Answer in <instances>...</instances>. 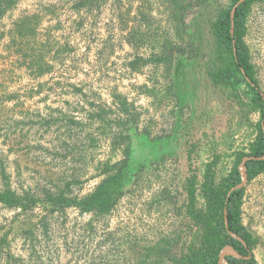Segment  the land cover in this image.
I'll use <instances>...</instances> for the list:
<instances>
[{
  "label": "rangeland",
  "instance_id": "obj_1",
  "mask_svg": "<svg viewBox=\"0 0 264 264\" xmlns=\"http://www.w3.org/2000/svg\"><path fill=\"white\" fill-rule=\"evenodd\" d=\"M234 5L0 0V264H173L204 246L189 168L203 212L206 165L223 187L260 121L240 75L209 77L231 64L212 27ZM244 28L264 92V0ZM240 213L264 264V168Z\"/></svg>",
  "mask_w": 264,
  "mask_h": 264
},
{
  "label": "trees",
  "instance_id": "obj_2",
  "mask_svg": "<svg viewBox=\"0 0 264 264\" xmlns=\"http://www.w3.org/2000/svg\"><path fill=\"white\" fill-rule=\"evenodd\" d=\"M234 4L239 0H233ZM252 0H245L234 11L233 32L231 33L230 11L223 12L212 27L215 37L230 51L231 64L219 72H210L209 77L214 84L228 81L235 74L240 75L242 81L251 90L252 103L260 110V121L257 124V135L246 155L237 153L236 162L224 179L223 187L217 188L213 183L212 167L217 163L214 157L207 165L204 173L201 193L205 199V211L195 209L196 202V175L189 168V177L185 184L187 198L186 213L196 223L201 224L205 231L204 246L192 255H185L177 261L179 264H218V256L225 246H231L240 255L249 254V259L225 257L226 264H256L251 253L256 241L241 224L240 205L244 187L235 190L227 196L231 187L241 181L239 165L243 157H261L264 155V92L258 87L254 72L248 59V48L243 41L244 20ZM190 157V156H189ZM247 181L259 174L264 168L263 160H248L245 162ZM224 210L226 213L224 214ZM226 215V221L224 220ZM226 222V223H225ZM231 234L238 236L243 243L234 239ZM177 262L173 263L176 264Z\"/></svg>",
  "mask_w": 264,
  "mask_h": 264
},
{
  "label": "water",
  "instance_id": "obj_3",
  "mask_svg": "<svg viewBox=\"0 0 264 264\" xmlns=\"http://www.w3.org/2000/svg\"><path fill=\"white\" fill-rule=\"evenodd\" d=\"M245 0H239L237 3H235V5L233 6V8L230 11V18H231V33L233 32V16H234V11L237 8V6H239L241 3H243ZM264 101V98H263ZM264 159V155L261 157H243L241 160V163L239 165V171H240V175H241V181L240 183H238L237 185H235L234 187H231L230 190L227 193V196L230 195L231 192L241 189L242 187H244L245 182L247 181V177H246V168H245V162H247L248 160H263ZM226 213V210H224V214ZM224 220L226 221V215H224ZM226 223V222H225ZM231 236L240 241L241 243H243V241L236 236L235 234H231ZM227 256H231L234 258H241V255L238 254L231 246H225L219 253L218 256V264H226V260L225 257Z\"/></svg>",
  "mask_w": 264,
  "mask_h": 264
},
{
  "label": "flooded vegetation",
  "instance_id": "obj_4",
  "mask_svg": "<svg viewBox=\"0 0 264 264\" xmlns=\"http://www.w3.org/2000/svg\"><path fill=\"white\" fill-rule=\"evenodd\" d=\"M236 251V250H235ZM237 252V251H236ZM238 253V252H237ZM239 254V253H238ZM237 259H249V254L246 255H241V258H237Z\"/></svg>",
  "mask_w": 264,
  "mask_h": 264
}]
</instances>
